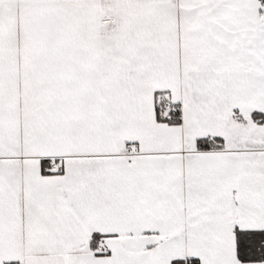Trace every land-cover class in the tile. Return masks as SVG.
I'll return each instance as SVG.
<instances>
[{
  "label": "snow or ice",
  "instance_id": "6c2138e0",
  "mask_svg": "<svg viewBox=\"0 0 264 264\" xmlns=\"http://www.w3.org/2000/svg\"><path fill=\"white\" fill-rule=\"evenodd\" d=\"M0 264H264V0H0Z\"/></svg>",
  "mask_w": 264,
  "mask_h": 264
}]
</instances>
